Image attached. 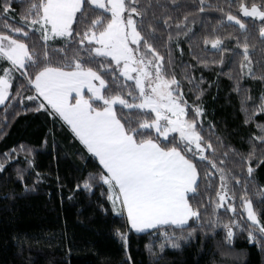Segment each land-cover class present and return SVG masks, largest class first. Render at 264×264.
I'll return each instance as SVG.
<instances>
[{
  "label": "snow or ice",
  "instance_id": "obj_1",
  "mask_svg": "<svg viewBox=\"0 0 264 264\" xmlns=\"http://www.w3.org/2000/svg\"><path fill=\"white\" fill-rule=\"evenodd\" d=\"M17 3L19 21L12 15ZM171 4L176 5V0ZM210 7L199 0L200 13ZM217 10L224 13L218 25H238L242 31L244 39L237 38L235 48L224 43L225 38L215 26L204 25L207 30L203 35L189 36L191 13L183 19L174 18L166 0H0V105L7 113L5 102L10 97L17 99L22 92H30L23 98L37 102L35 111L43 110L66 124L74 138L98 159V171L89 173L82 187L89 192L99 187L111 213L121 221L115 235L122 242L129 264V233L133 232L152 238L145 245L152 257L158 254L154 244H158L159 253L166 248L180 249L181 241L194 238L198 229L215 232L217 227L225 230L228 244L232 243L234 229L246 230L249 242L264 250V222L248 198L246 182L230 174L224 166L226 160L217 159L214 144L204 135V108L196 102L201 100L203 89L189 104L174 71V37H188L190 50L191 41L199 39L202 53L218 56L208 59L194 55L203 67L224 65V53H231L227 59L237 63L236 58H240V71L235 76L225 74L241 96L244 124L264 113V93L249 111L248 101L252 98L240 84L245 77L257 78L243 18L259 21V36L264 40V0H228L227 10L219 6ZM164 32L167 39L160 43ZM161 46L166 49L163 54ZM175 47H179L178 42ZM183 78L196 87L191 74L185 72ZM259 79L264 81V76ZM14 81L17 87L13 95ZM202 82L203 77L197 83ZM256 129L250 138L251 150L234 161L246 166L249 177L254 171L253 159L257 167L264 164V123H257ZM21 153L27 168L35 170L33 148L20 144L0 154L5 158L0 162V172L8 160ZM27 168L16 170L22 183ZM42 179L35 171V183H24V192L34 191ZM236 186L241 187V206L250 224L236 218ZM76 188L80 189L81 184L77 183ZM203 196H207V202ZM209 206L212 219L207 218ZM220 208L234 213L228 223H221ZM27 239L13 236L18 247Z\"/></svg>",
  "mask_w": 264,
  "mask_h": 264
},
{
  "label": "trees",
  "instance_id": "obj_2",
  "mask_svg": "<svg viewBox=\"0 0 264 264\" xmlns=\"http://www.w3.org/2000/svg\"><path fill=\"white\" fill-rule=\"evenodd\" d=\"M166 2L174 18L183 19L185 14L191 13L188 16L192 29L189 36L193 33L203 35L207 30L203 26L208 25L217 27L219 34L225 38L224 43L230 48H235L237 38L241 41L244 39L238 25L227 27L217 24V20L224 16L217 6L227 10L228 0H204L205 5H212L204 13L198 11L199 0H176V5H172L171 0ZM14 6L16 11L12 15L19 21L20 5L17 3ZM231 10L235 12V6ZM243 19L249 33L252 68L257 77L240 80L241 87L247 89V94L252 98L248 101L251 111L252 103H258L259 96L264 93V81L259 79L264 76V40L259 36V21ZM166 39L167 33L164 32L160 43ZM28 42L32 43L31 40ZM177 42L179 47H175ZM202 47L199 39H193L190 50L188 37H174V71L182 81L189 104L195 100L198 90L203 89L201 100L196 102L204 108L201 118L204 135L214 144L217 159L226 160L224 166L231 170L230 174L234 173L241 177L242 182H246L248 198L264 222V164L257 167L256 159H253L254 171L249 177L246 166L234 163L251 150L253 141L250 138L257 131L256 124L264 123V113L256 114L251 123L244 124V113L240 110L241 96L233 90L234 81L225 74L231 72L235 76L239 73L240 58H236L237 63H231L227 59L231 53H224V65L203 67L197 63L194 55L207 56L208 59L218 56L211 52L202 53ZM159 50L162 54L166 52L162 46ZM182 64L188 67L184 68ZM185 72L194 77L196 87L183 78ZM201 77L203 82L197 83ZM16 87L17 82L14 81L13 95ZM30 94L24 91L20 98L10 97L5 102L8 105L7 113L4 105L0 107V133H3L0 135V154L24 144L33 148L35 160V170L27 168L24 154L21 153L18 158L8 160L4 171L0 172V264H129L122 242L115 235V228L121 221L111 213V206L101 195L99 187H94L91 192L82 187L83 179L89 173L98 171V160L74 138L62 121L43 110L35 111L37 102L23 98ZM210 124L214 126L211 129ZM225 152L227 157L223 156ZM256 155H261L259 148ZM4 160V156L0 155V162ZM17 168H27L24 183L29 185L35 183V171L41 173L43 179L34 191L24 192V183L17 177ZM77 183L81 184L80 189L76 188ZM215 184H219L218 176ZM231 184H235V181L232 180ZM204 188L202 183V194ZM235 191L233 206L236 218L243 224H250L241 206V187L236 186ZM203 199L207 202L208 198L203 196ZM201 211H204L203 207ZM217 211L222 224L228 223L234 216L233 212H226L224 208ZM208 213L207 218L212 219L211 206ZM234 233L232 243L228 244L223 227H217L215 232H201L198 229L194 238L181 241L180 249L166 248L159 253L158 244H154L158 253L155 257L150 256L145 248L152 238L145 234L129 233L130 264H264V250L249 242L247 231L234 229ZM14 235L28 239L22 247H18L13 240Z\"/></svg>",
  "mask_w": 264,
  "mask_h": 264
},
{
  "label": "rangeland",
  "instance_id": "obj_3",
  "mask_svg": "<svg viewBox=\"0 0 264 264\" xmlns=\"http://www.w3.org/2000/svg\"><path fill=\"white\" fill-rule=\"evenodd\" d=\"M3 105H0V107H2ZM66 125V124H65ZM67 126V125H66ZM68 127V126H67ZM84 147V146H83ZM92 155V154H91ZM98 160V159H97ZM99 162V161H98ZM232 212V211H231ZM246 212V211H245ZM246 216H247V213H246Z\"/></svg>",
  "mask_w": 264,
  "mask_h": 264
},
{
  "label": "crops",
  "instance_id": "obj_4",
  "mask_svg": "<svg viewBox=\"0 0 264 264\" xmlns=\"http://www.w3.org/2000/svg\"><path fill=\"white\" fill-rule=\"evenodd\" d=\"M82 145V144H81ZM83 146V145H82ZM90 154V153H89ZM91 155V154H90ZM95 158V157H94Z\"/></svg>",
  "mask_w": 264,
  "mask_h": 264
}]
</instances>
